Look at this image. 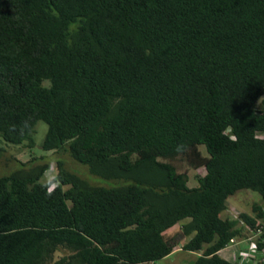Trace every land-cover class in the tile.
I'll return each instance as SVG.
<instances>
[{
  "label": "trees",
  "instance_id": "1",
  "mask_svg": "<svg viewBox=\"0 0 264 264\" xmlns=\"http://www.w3.org/2000/svg\"><path fill=\"white\" fill-rule=\"evenodd\" d=\"M37 121L43 151L115 185L60 160L0 176V264L154 263L182 220L190 264H239L218 252L264 205L221 212L264 203V0H0V140L31 148Z\"/></svg>",
  "mask_w": 264,
  "mask_h": 264
},
{
  "label": "rangeland",
  "instance_id": "2",
  "mask_svg": "<svg viewBox=\"0 0 264 264\" xmlns=\"http://www.w3.org/2000/svg\"><path fill=\"white\" fill-rule=\"evenodd\" d=\"M46 130V124L42 121H37L35 125V133L32 134L33 146L31 148H25L20 145H13L0 140V146L3 148V152L0 155V176L11 173L12 171L22 167L28 168L33 164H47V168L40 176V181H46L56 174V162L62 161L65 168L74 171L82 179L97 186H113L115 182L104 180L100 177L91 175L87 167L75 160H73L65 152L43 151L39 145L44 136ZM202 153L205 154L204 148L200 146ZM32 157H35L32 161ZM41 157V158H39ZM20 163H24L23 166ZM187 176V186L197 185L196 176L203 173V169H192L189 167H183ZM66 186H64L65 188ZM226 208L221 212V216L229 218H235L239 212L251 213L252 204L264 205L259 194L253 190L240 189L228 196L226 201ZM182 220L181 222H183ZM173 225L166 233L172 238L175 243L174 249L164 258L155 261L154 263L146 264H190L195 258L197 252L184 251L180 249V246L185 242L189 236H183L179 230V224ZM242 238H236L230 241L224 248L219 250V255L223 258L234 261L236 258L244 255L247 249V243L245 236ZM241 264H245L242 260Z\"/></svg>",
  "mask_w": 264,
  "mask_h": 264
},
{
  "label": "built area",
  "instance_id": "3",
  "mask_svg": "<svg viewBox=\"0 0 264 264\" xmlns=\"http://www.w3.org/2000/svg\"><path fill=\"white\" fill-rule=\"evenodd\" d=\"M262 230H264V219L259 220L258 225L248 230L244 238L247 243L246 252L244 255L236 258L235 262L241 264L242 260H244L245 264H264V249L259 250L257 247V238Z\"/></svg>",
  "mask_w": 264,
  "mask_h": 264
},
{
  "label": "clouds",
  "instance_id": "4",
  "mask_svg": "<svg viewBox=\"0 0 264 264\" xmlns=\"http://www.w3.org/2000/svg\"><path fill=\"white\" fill-rule=\"evenodd\" d=\"M233 140H235V137H232Z\"/></svg>",
  "mask_w": 264,
  "mask_h": 264
},
{
  "label": "crops",
  "instance_id": "5",
  "mask_svg": "<svg viewBox=\"0 0 264 264\" xmlns=\"http://www.w3.org/2000/svg\"><path fill=\"white\" fill-rule=\"evenodd\" d=\"M219 253V252H218Z\"/></svg>",
  "mask_w": 264,
  "mask_h": 264
}]
</instances>
